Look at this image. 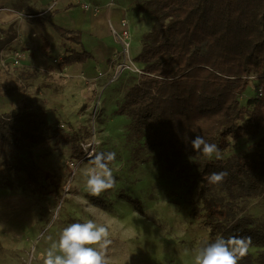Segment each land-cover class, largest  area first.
<instances>
[{"label": "trees", "instance_id": "trees-1", "mask_svg": "<svg viewBox=\"0 0 264 264\" xmlns=\"http://www.w3.org/2000/svg\"><path fill=\"white\" fill-rule=\"evenodd\" d=\"M16 9L32 12L26 0ZM138 1V0H137ZM139 10L154 16L152 28L141 35L135 61L144 73L127 89L125 100L114 110L130 120L131 139L141 140L133 150L139 159L148 150L164 157L170 166L191 160L200 180L199 200L209 241L217 237L250 238L249 246L264 247V223L242 214L243 197L264 192V135L243 154L232 153L208 160L196 152L191 141L197 135L223 152L231 140L256 136L264 127V95L241 103L251 76H264V0H139ZM42 20V18L40 19ZM67 40L82 44L81 33L55 25ZM16 36L13 25L0 28V51ZM87 50L69 49L59 68L92 58ZM260 87V86H259ZM264 90V86H262ZM46 100L25 98L21 105L0 113V166L25 171L39 187L33 155L36 144L62 132L48 121ZM75 142V143H74ZM71 157L83 158L84 150L73 132ZM94 152L84 161L93 164ZM82 156V157H81ZM204 157V159H202ZM113 162V161H112ZM227 172L224 181L210 184L213 172ZM13 187L10 180L4 182ZM138 208L141 201L122 194ZM93 201L104 207L101 198ZM205 243V244H206ZM264 264V249L250 250L240 264Z\"/></svg>", "mask_w": 264, "mask_h": 264}, {"label": "rangeland", "instance_id": "rangeland-1", "mask_svg": "<svg viewBox=\"0 0 264 264\" xmlns=\"http://www.w3.org/2000/svg\"><path fill=\"white\" fill-rule=\"evenodd\" d=\"M138 1L127 0L124 17L131 33V57L143 69L135 57L141 49V35L152 28L155 18L139 10ZM16 2L0 0L1 11ZM34 9L40 10L39 6ZM114 39L120 50L121 41ZM12 47L0 51V113L21 105L25 98L40 96L47 102L48 121L62 133L36 144L33 155L27 157L38 167L39 187L25 171L0 166V264H42L41 254L58 240L62 229L87 219L109 228L110 264H194L196 252L209 241V228L202 222L199 168L187 159L170 166L164 157L148 150L133 159L134 147L142 141L131 139L130 120L114 113L141 74L124 72L118 82L109 84L107 73L106 81L76 77L60 70L58 64L49 65L46 71L27 69L14 65ZM259 86H264V76L250 78V85L240 95L243 105L256 96ZM73 132L84 150L80 159L71 157ZM262 135L264 127L254 137L230 139L231 146L221 152L222 157L252 150ZM98 151L116 154L109 165L116 184L100 197L104 207L93 201L84 175L93 167L84 161L86 156ZM6 180L14 186L8 187ZM122 194L139 199L141 207ZM240 204L242 214L264 223V192L243 197ZM263 249L249 246L255 256Z\"/></svg>", "mask_w": 264, "mask_h": 264}, {"label": "crops", "instance_id": "crops-1", "mask_svg": "<svg viewBox=\"0 0 264 264\" xmlns=\"http://www.w3.org/2000/svg\"><path fill=\"white\" fill-rule=\"evenodd\" d=\"M26 1L32 12L39 14L31 15L26 13L27 11L17 10L16 5L24 3L23 0H17L11 9L1 11L0 7V27L8 28L13 25L16 30V36L9 44L13 46L10 49L12 52L15 49L25 52L19 66L46 71L49 65L59 64L69 49H85L92 54V58L84 63L58 68L76 77L84 75L89 78H105L106 81V72L112 62L113 53L119 47L110 32L108 22L112 21L117 27L120 26V18L128 6L127 0H81L100 6L102 10L100 9L98 14L83 9L75 0ZM36 6H39L40 10L34 9ZM55 25L80 32L82 44L67 40L56 31ZM54 58L59 59L58 63H54Z\"/></svg>", "mask_w": 264, "mask_h": 264}, {"label": "clouds", "instance_id": "clouds-1", "mask_svg": "<svg viewBox=\"0 0 264 264\" xmlns=\"http://www.w3.org/2000/svg\"><path fill=\"white\" fill-rule=\"evenodd\" d=\"M193 149L208 160L222 159L219 147L208 143L203 136L197 135L191 141ZM115 153H98L93 159V167L87 169L86 187L89 194L100 198L102 194L114 188L116 178L110 163L115 160ZM227 172H213L207 177L210 184L222 183ZM250 238L230 236L217 237L206 243L194 256V264H240L248 254ZM112 244L109 228L95 219L68 224L60 232L57 241L51 243L42 253V264H110L108 256Z\"/></svg>", "mask_w": 264, "mask_h": 264}, {"label": "built area", "instance_id": "built-area-1", "mask_svg": "<svg viewBox=\"0 0 264 264\" xmlns=\"http://www.w3.org/2000/svg\"><path fill=\"white\" fill-rule=\"evenodd\" d=\"M77 4H79L85 10H91L93 14H98L100 12L101 7L97 5H93L87 2H81V0H75ZM109 27L117 37V40L121 41L122 47L120 46V50H115L112 57V62L107 70V74L109 75V84L118 82L124 72L131 71L133 74H143L144 71L142 68L138 67L130 54V40H131V33L129 28L128 19L124 17V15L120 18V26L117 27L112 21H109ZM12 62L14 65L18 66L21 65L22 59L25 56V52L22 49H15L12 52ZM58 58H54V63H58ZM104 73H100L103 75ZM251 78H257L256 76H251ZM264 95V90L262 86L258 87L257 89V96L262 97ZM64 127V125H62ZM88 154L86 157L91 156ZM74 161L70 164L73 166Z\"/></svg>", "mask_w": 264, "mask_h": 264}]
</instances>
